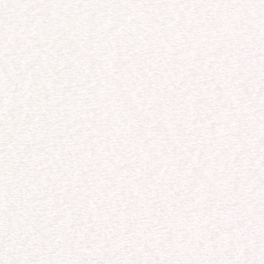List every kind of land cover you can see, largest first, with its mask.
Wrapping results in <instances>:
<instances>
[{"label":"snow or ice","instance_id":"6c2138e0","mask_svg":"<svg viewBox=\"0 0 264 264\" xmlns=\"http://www.w3.org/2000/svg\"><path fill=\"white\" fill-rule=\"evenodd\" d=\"M0 264H264V0H0Z\"/></svg>","mask_w":264,"mask_h":264}]
</instances>
